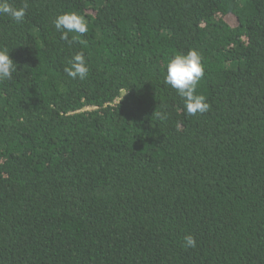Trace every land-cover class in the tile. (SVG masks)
I'll return each mask as SVG.
<instances>
[{"label": "trees", "instance_id": "obj_1", "mask_svg": "<svg viewBox=\"0 0 264 264\" xmlns=\"http://www.w3.org/2000/svg\"><path fill=\"white\" fill-rule=\"evenodd\" d=\"M27 4L21 24L0 15L17 64L0 81V264H264V0ZM65 12L87 21L72 44ZM192 48L210 108L188 116L165 76ZM80 51L84 80L64 71Z\"/></svg>", "mask_w": 264, "mask_h": 264}, {"label": "clouds", "instance_id": "obj_2", "mask_svg": "<svg viewBox=\"0 0 264 264\" xmlns=\"http://www.w3.org/2000/svg\"><path fill=\"white\" fill-rule=\"evenodd\" d=\"M27 0L22 7H15L8 0H0V15H7L17 24H21L27 11ZM55 28L61 31V38L68 40L69 44L76 42L77 35L87 32V21L77 12L59 14L54 20ZM69 33L73 36L69 39ZM17 71V64L10 56L6 46L0 47V81L12 79L13 72ZM65 73L72 79L84 80L89 73V66L83 51L74 54L69 65L64 68ZM205 67L201 53L189 49L186 53L179 52L172 56L166 65L165 83L176 89L178 95L184 100V109L188 116L204 113L209 110L210 104L203 94H197V86L203 78ZM183 247L187 250L197 246L196 238L186 234L183 238Z\"/></svg>", "mask_w": 264, "mask_h": 264}]
</instances>
